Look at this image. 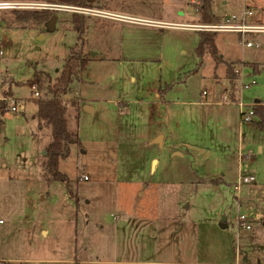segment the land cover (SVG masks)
I'll return each mask as SVG.
<instances>
[{"label":"rangeland","instance_id":"374dc122","mask_svg":"<svg viewBox=\"0 0 264 264\" xmlns=\"http://www.w3.org/2000/svg\"><path fill=\"white\" fill-rule=\"evenodd\" d=\"M0 3V16L44 4ZM192 3L97 0L89 8L115 16L56 10L54 28L0 20V98L17 107L0 129V264H264V124L241 117L256 99L264 105V31L244 42L218 32L224 61L201 60V30L171 26L204 24ZM246 8L264 25V0H213L211 11L223 21ZM74 12L85 17L81 38ZM77 44L88 63L71 84L75 139L59 159L66 181L48 182L41 161L53 131L33 84L36 73L60 76Z\"/></svg>","mask_w":264,"mask_h":264},{"label":"trees","instance_id":"16d2710c","mask_svg":"<svg viewBox=\"0 0 264 264\" xmlns=\"http://www.w3.org/2000/svg\"><path fill=\"white\" fill-rule=\"evenodd\" d=\"M40 3L49 4H66L75 6L92 7L97 0H31ZM193 3H192V2ZM194 1H198L195 4ZM213 0H190L197 10L200 11V21L204 23H212L220 21V18L211 11ZM0 20L8 26L26 27L32 23H42L49 21L53 15H57V11L51 8H12L1 11ZM72 21L75 29L80 33V38L85 31L84 16L80 13H71ZM200 41L196 47L197 54L203 59L206 52L218 60L223 62L224 59L218 53L215 43L217 32L199 31ZM88 63L87 56H83L82 48L77 44L71 51L63 71L55 80L45 73H36L34 84L38 88L46 91L48 94L35 97L37 104V116L41 121L45 120L51 125L53 131V139L47 146V154L41 161L42 174L48 182L54 180H65L66 176L58 170L60 157L69 155V142L75 139L73 133L68 129L67 113L71 107L77 106L74 97L71 95V84L75 79L80 77L81 72ZM227 78L233 83L236 78L234 62L226 63ZM9 94V93H8ZM10 95V94H9ZM68 96L70 99H66ZM256 114L261 117V124H264V107L261 104L256 105ZM10 110V103L0 98V129L4 124V116Z\"/></svg>","mask_w":264,"mask_h":264},{"label":"built area","instance_id":"2783aa9c","mask_svg":"<svg viewBox=\"0 0 264 264\" xmlns=\"http://www.w3.org/2000/svg\"><path fill=\"white\" fill-rule=\"evenodd\" d=\"M194 2L197 3L198 1H194ZM40 5H42L43 8H51L55 10H69V9L73 10L74 9L73 11L80 12L83 14H95L99 16L100 15L115 16V14L111 12L89 8V7H81V6L74 7V5L49 4V3H44ZM3 6H6V4L0 3V8ZM253 15H254L253 10L246 8L242 12L241 16L233 15L231 17H226L223 21L204 23V24H178V23L174 24L172 23L171 26H184V27H190L193 29L201 30V31H210V32H217V33L218 32H234V33L240 34L242 37V41L244 42V39H246L247 34L264 31V25L252 23L249 21ZM245 45L248 47H252L254 44L251 41L247 40L245 42ZM250 85L251 83H242V88H248L250 87ZM33 87L35 88L34 89L35 97H39L40 91L37 88L36 84H33ZM1 98L4 100H7V101L10 100V102H13L12 101L13 99L7 96L1 97ZM241 106H242V103H241ZM254 106H255V103L248 110L241 111L242 121H245V122L253 121V118L256 116V110ZM10 109L15 111L17 110V107L15 104L10 103ZM83 178L88 179V176L84 174ZM254 179L255 178L252 175L245 177L246 182L253 181ZM238 220H239L240 227H246L248 229L252 227L251 224L246 221V216L244 214H240Z\"/></svg>","mask_w":264,"mask_h":264},{"label":"water","instance_id":"95a60500","mask_svg":"<svg viewBox=\"0 0 264 264\" xmlns=\"http://www.w3.org/2000/svg\"><path fill=\"white\" fill-rule=\"evenodd\" d=\"M57 19H58V16H57V15H53V17L49 20V25H50L51 28H54V27H55V24H56V22H57ZM220 88H221L220 85H218V90H219ZM256 102H257V103H260V100H259V99H256ZM85 109H86L87 111H92V107H86ZM157 139H158V141H160V140H161V135H159V136L157 137ZM44 153L46 154L47 152L44 151ZM220 225H221V227H223V228L228 227V225H227L226 223H224L223 221L220 222Z\"/></svg>","mask_w":264,"mask_h":264},{"label":"crops","instance_id":"0c3cea01","mask_svg":"<svg viewBox=\"0 0 264 264\" xmlns=\"http://www.w3.org/2000/svg\"><path fill=\"white\" fill-rule=\"evenodd\" d=\"M181 12L183 13V11L181 10ZM147 21H149L148 19H145L143 22H147ZM178 24H181V23H178ZM182 24H185V23H182ZM255 102H256V100H255ZM257 103V102H256ZM259 104H261V101H260V103ZM261 105H263V104H261ZM82 106H83V104H82ZM264 106V105H263ZM86 107H91L90 105H85L84 106V108H86ZM93 109V108H92ZM161 135V140H162V142H160V141H158L157 143H160V144H163V141H164V136L162 135V134H160ZM159 136V135H158ZM157 136V137H158ZM155 140H158L157 138H155L153 141H155ZM36 154H37V152H36Z\"/></svg>","mask_w":264,"mask_h":264}]
</instances>
